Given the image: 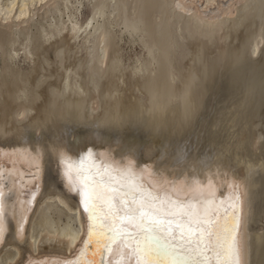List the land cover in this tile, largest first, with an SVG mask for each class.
<instances>
[{
  "label": "bare ground",
  "instance_id": "1",
  "mask_svg": "<svg viewBox=\"0 0 264 264\" xmlns=\"http://www.w3.org/2000/svg\"><path fill=\"white\" fill-rule=\"evenodd\" d=\"M258 64L264 0H0V264L93 258L57 163L89 145L108 164L194 174L221 211L246 185L245 264H264Z\"/></svg>",
  "mask_w": 264,
  "mask_h": 264
},
{
  "label": "snow or ice",
  "instance_id": "2",
  "mask_svg": "<svg viewBox=\"0 0 264 264\" xmlns=\"http://www.w3.org/2000/svg\"><path fill=\"white\" fill-rule=\"evenodd\" d=\"M80 159L75 166L60 153L57 163L86 218L82 244L94 250L87 264H245L246 185L233 184L230 203L221 211L214 193L200 190L206 181L193 183L200 179L194 174L181 182L158 170H138L133 156L119 162L110 157V164L99 166ZM4 217L0 187V236Z\"/></svg>",
  "mask_w": 264,
  "mask_h": 264
},
{
  "label": "rangeland",
  "instance_id": "3",
  "mask_svg": "<svg viewBox=\"0 0 264 264\" xmlns=\"http://www.w3.org/2000/svg\"><path fill=\"white\" fill-rule=\"evenodd\" d=\"M7 37V36H6ZM130 52H132V51H129V50H127V45H125V55L126 56H128V54L127 53H130ZM259 65L260 64H258L257 66H255V68L253 69V70H256V69H258L257 71H258V74H259V76L260 77H262L263 75H264V71H263V69H264V66H263V68H262V65H260V67L262 68V69H260V67H259ZM259 67V68H258ZM260 71H262V72H260ZM262 105H261V107H262V109H261V111H262V116H263V119H264V101H262V103H261ZM263 121V123H264V120H262ZM262 151L264 152V143L262 144Z\"/></svg>",
  "mask_w": 264,
  "mask_h": 264
},
{
  "label": "water",
  "instance_id": "4",
  "mask_svg": "<svg viewBox=\"0 0 264 264\" xmlns=\"http://www.w3.org/2000/svg\"><path fill=\"white\" fill-rule=\"evenodd\" d=\"M227 73H229V70H228V72Z\"/></svg>",
  "mask_w": 264,
  "mask_h": 264
}]
</instances>
